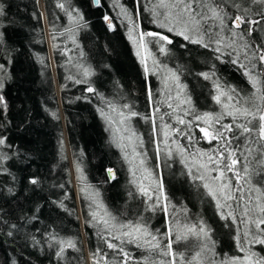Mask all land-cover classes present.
Here are the masks:
<instances>
[{
  "label": "trees",
  "instance_id": "1",
  "mask_svg": "<svg viewBox=\"0 0 264 264\" xmlns=\"http://www.w3.org/2000/svg\"><path fill=\"white\" fill-rule=\"evenodd\" d=\"M58 2L64 0H42V14L39 0H0L5 11L0 17L4 28L0 64L5 65L3 74L6 78L0 94L8 104L6 115L0 117L4 120L0 133L14 146L9 150L22 152V162L28 165V177H37L41 181L32 189L30 201L22 195L0 191V215L7 222L0 224V259L11 256L18 264H93L95 253L99 264H119L123 256L107 247V239L130 254L133 259L129 264H143L149 252L135 243H128L123 237L125 243L122 245L119 240L112 239V235H120V224H145L146 202L136 186L128 196L122 193L120 184L128 181L120 175L125 165L104 126L100 110L105 106L97 97L104 86L101 78L109 79L111 74L100 78L94 70L111 66L114 76L129 89H143L148 85L152 93V110L158 107L161 98L157 83L151 77H145L106 0H100L99 6H94L93 0H68L65 4L79 12L85 23H90L91 29L86 27L83 31H79L80 24L67 22V11L57 7ZM131 2L133 5L134 0ZM105 15L112 19V30L104 20ZM44 27L49 36L54 73L49 65ZM107 30L110 31L107 33ZM70 34L78 43L77 50L68 43ZM193 54L191 51L189 56ZM83 68L90 69L93 74L87 78L88 83H76L77 79H85ZM3 74L0 73V77ZM89 85L96 91L89 93ZM51 103L53 112L48 109ZM108 169L115 172L113 181L106 178ZM7 182V177L0 175V186L4 188ZM57 186L70 196L74 207L76 198L84 238L83 244L78 236L76 248L67 249L60 260L54 256L58 249L49 247L51 243L39 219L30 217L26 223H19L20 212L40 206L46 210L45 225L57 222L65 226L64 216L54 208L60 203ZM164 191L170 201L168 221L163 215L146 222L149 231L162 239L166 223L171 222L173 208L176 214H182L186 209L191 222L197 213V200L181 180L172 178L164 182ZM97 203H102L103 208H97ZM105 211L115 217L116 228L105 230L103 224L93 219L94 212L103 216ZM11 224H16L19 230H13L14 235L8 236ZM212 237L216 241V252L231 256L233 249L228 235L215 226ZM174 247L184 250L183 243ZM253 250L264 255V248L260 246ZM151 255L161 259L155 253Z\"/></svg>",
  "mask_w": 264,
  "mask_h": 264
},
{
  "label": "snow or ice",
  "instance_id": "2",
  "mask_svg": "<svg viewBox=\"0 0 264 264\" xmlns=\"http://www.w3.org/2000/svg\"><path fill=\"white\" fill-rule=\"evenodd\" d=\"M93 2L97 6L100 5V0H93ZM66 3L68 0L58 2L57 7L66 10L71 21L83 20L79 12H76L74 18L73 11L65 8ZM150 3L152 7L148 9V12L152 22L164 29V32L139 30L140 26L136 21H132V27L129 30V38L137 49L136 55L144 66L146 74L150 71L155 74L160 68L159 62L148 48L149 44L158 43L161 54L168 55L171 52L167 46L173 44V39L164 34L166 32L181 37L188 44L199 45L210 50L215 54L216 60L222 61L227 55L230 58L228 62L237 65L238 70L242 71L254 90L247 96H241L236 88L221 83L214 70L198 73L197 75L204 80L212 82L213 88L210 95L215 104L220 107L219 113H200L196 111L191 96L187 93L186 85L180 83L179 74L176 71L167 70V75L164 77L166 89L174 85L177 90L175 107L171 103L173 99L171 95L168 97V107L172 108L173 113H177L176 123L184 126L183 129L167 124L161 127L165 146L168 147L167 141L172 136L186 137L190 144L198 143L192 135L193 125L199 128L203 139L209 144L215 142L209 150L197 148L194 153L185 155L187 148L173 140L176 150L188 169L187 174L194 183L198 181V187L202 186L206 195L215 202L220 218L225 221L224 227L229 228L233 233L236 249L240 255L218 254L216 241L211 234L212 229L202 219L191 222L186 209L182 211V214H176L173 208L171 222L163 239L160 235L149 231L146 224L139 222L120 224L119 228L122 230L120 235L111 233L110 235L112 239L119 240L121 245L126 239L128 243H135L137 247H142L149 252L150 255L144 258L143 264H264V255L253 250L256 245L264 248V0H150ZM124 14L128 15L126 11ZM4 15V6L0 5V17ZM104 20L108 28L112 30V19L105 15ZM3 38L4 33L0 32V43L3 42ZM185 46L181 45V47ZM149 59L152 60L151 68L148 65ZM212 67L214 69L215 65ZM4 72L5 65L0 64V73ZM82 74L85 79H77L76 83H88L87 78L93 73L90 69L83 68ZM3 87V77H0V90ZM87 91L92 93L96 90L89 85ZM148 98L151 101L150 89ZM7 108V101L4 95L0 94V117L6 115ZM108 108L119 116L120 127L116 131L130 133L128 136H120L118 147L124 150L131 146V158L125 152V159L133 165L132 183L147 201H152L148 206L149 210L155 211L156 207H159L168 214L170 201L165 194L163 181H155V189H152L151 184L145 186L137 177L135 167L137 163L146 173L145 179L153 175L145 167L146 160L143 157L146 154L137 152V147H143L144 141L130 127V121L140 116V113L133 110L129 104L118 108L111 101L108 102ZM100 111L102 117L112 124L110 113L105 112L104 109ZM158 112L157 107L152 117H144L151 119L154 134L157 129L154 117ZM169 115L171 116L172 113ZM188 116L192 118L185 119ZM226 117L230 118L229 123H223ZM3 126L4 120L0 119V128ZM124 140L128 143L125 144ZM13 147L7 137L0 133V175H11L9 169L5 167V162L12 157L4 149ZM159 153L158 146V156ZM166 155L171 157V152L168 151ZM137 157H139L138 161ZM108 173L111 179H115L112 169H108ZM13 180H15L14 176ZM28 182L33 186H39L41 183L37 177L29 178ZM3 190V186H0V191ZM7 192L15 195L12 187H8ZM94 195L98 196V193ZM39 207L37 206L34 210L32 219L38 218L35 216V211H38ZM97 208H103V204L97 203ZM93 219L103 224L105 230L117 227L113 223L115 217H111L107 211L103 216L94 212ZM4 223L7 222L0 215V224ZM13 230H19L16 224L9 225L7 235L13 236ZM50 239L58 246V250L54 253L58 260L63 259L67 249L76 248L75 242L71 239L62 240L55 236ZM105 242L109 249L122 254L123 259L119 264H129V261L133 259L123 247L107 239ZM181 243L184 245L183 251L174 247ZM51 246L52 244L49 245ZM152 253L161 259L153 258ZM95 256L94 253L93 264H99Z\"/></svg>",
  "mask_w": 264,
  "mask_h": 264
},
{
  "label": "rangeland",
  "instance_id": "3",
  "mask_svg": "<svg viewBox=\"0 0 264 264\" xmlns=\"http://www.w3.org/2000/svg\"><path fill=\"white\" fill-rule=\"evenodd\" d=\"M109 4V7L112 13L115 16L116 21L118 22L119 26L122 28L123 32L125 33L130 46L134 52V55L138 59L141 64L140 59L136 55L137 49L133 44L132 40L129 38V30L132 27V21H136L139 24V30L142 31H155V32H164V29H161L156 26L155 23L152 22V17L148 12V9L152 7L150 0H134V4L132 5V0H106ZM134 6V7H133ZM39 7L40 11L43 14V3L42 0H39ZM65 8L68 11H73V17H76V12L74 11L73 7ZM127 12V16L124 14V11ZM78 11V8H77ZM80 14V13H79ZM81 15V14H80ZM82 16V15H81ZM83 17V16H82ZM131 18V19H130ZM71 25H78L83 24V27H79V31H83L84 28L90 27V23H85V19L80 20L78 22L71 21L70 19L67 21ZM89 22V21H88ZM3 27L0 24V32H3ZM45 29V37L48 46V57H49V65L51 67L52 73L53 70V62H52V55H51V48L49 47V36ZM91 29V28H89ZM88 29V30H89ZM110 30H107V33ZM4 33V32H3ZM73 33V32H72ZM75 33V32H74ZM168 35L170 38L173 39V44L168 45L167 47L171 49V52L168 55L161 54L159 52V44L158 43H151L148 45L149 50L151 51L152 55L156 57L157 61L160 64V68L153 74L151 71L146 74L144 71V66L141 64L142 69L144 71V75L146 78L151 77L157 83L156 88L159 91L160 95V103L158 104L159 112L155 114V122L157 125L156 132L154 134L152 121L151 119H145L144 117H152L154 110H152L151 101L148 98V90L149 86L146 85L143 89L134 88L129 89L127 88L122 81L117 77L114 76V71L111 66H104L101 69L95 68L94 73L101 78V75L107 76V73L111 74L109 79L101 78L102 82V91L98 94V99L100 98L101 103L105 106L103 109L105 112L110 113L113 123L109 124V122L102 117L104 126L107 130L111 143L114 147H116L122 156L124 162V169L120 172L121 178L128 179V181H124L121 185L122 193L125 196H128L133 190L135 185L132 183L133 176L131 172V168L133 165H130L128 161L125 159V152L131 158L132 149L131 146L127 147L126 149L122 150L118 147V143L120 142L119 138L121 135L128 136L130 133H125L123 131L117 132L116 129L120 127L118 121L119 116L116 112H112L110 108H108V102L111 101L112 103L116 104L117 107L122 106L124 104L131 105L132 109L140 113V116L133 118L130 121V127L134 130L139 136L142 137L144 143L143 147H137V152L146 154L143 158L146 160L147 169L152 172V177L145 179L146 173L143 172L142 169L139 168L138 163L135 165L137 168V177L143 181L145 186L151 184V188L155 189V181L162 180L164 182L169 181L172 178H176L181 180L192 192L193 196L197 200V213L194 215L193 223L197 220L202 219L206 225L212 229V235L214 232V227L217 226L223 232L228 235V239L230 245L233 249L232 255H240V253L236 249L235 240L233 239V233L230 232L229 228L224 227L225 221L222 220L218 214V211L215 206V202L211 200L205 193V190L202 186L198 187L199 182H193L192 178L187 174L188 169L185 167V163L182 160L179 152L176 150V144L173 143V140L178 141L180 145H183L187 148L188 153H194L197 148L202 150H209L213 147V144H209L205 139L202 137V133H200L199 128L193 125L192 128V135L198 141V143L190 144L188 139L183 136H172L171 139L167 141L168 147L165 146L164 143V136L161 132V127L163 125H171L174 128H184V126L179 125L175 121V116L177 113H173L172 108L168 107V97L171 95L173 99L171 103L175 107L177 101L175 100L176 96V88L174 85H171V81L169 84L171 85L170 89H166L164 83V77L167 75V70L176 71L180 76V83L186 85L187 93L191 96L193 101V105L197 112H213L219 113L220 107L215 104L212 100L210 92L213 88L212 82L208 80H204L201 76L197 75L201 72H209L215 71V75L221 83L226 84L230 87L236 88L241 96H247L251 94L254 90L248 79L243 75L241 70H238L237 65L229 63V57L225 55L223 60H216L215 54L208 49H204L199 45L188 44L187 42L183 41V39L179 36H174L172 33H164ZM69 45L77 50L78 43L75 40L72 34L68 37ZM181 45H186L185 47H181ZM191 51L194 52L193 56H189ZM188 53V54H187ZM148 65L151 68L152 60L149 59ZM213 65L215 68L213 69ZM106 71V72H105ZM3 74V73H2ZM3 80H6L5 74L2 75ZM58 102V101H57ZM59 104V102H58ZM58 110L60 116L62 114L60 105L58 106ZM51 112L54 111V106L48 108ZM169 113H172L170 116ZM62 117V116H61ZM161 117L163 119L161 120ZM192 117L188 116L185 119L190 120ZM230 118H225L223 123H229ZM124 143L127 144L128 141L124 140ZM159 146L160 153L159 156L157 155V147ZM4 151L8 152L9 155L12 157L10 160L5 162V167L9 169L11 175H2L7 177V184L4 187V190L7 192L8 187H12L14 189L15 195H22L28 201H30L31 197L33 196V188L34 186L31 185L28 177V165L27 163L22 162V152L19 150H9L4 149ZM170 151L171 157L167 156L166 153ZM19 153V155H17ZM191 159V157H189ZM139 157H137V161ZM14 164V165H13ZM71 171V169H70ZM195 171V169H193ZM13 176L15 180H13ZM127 177V178H126ZM106 178L109 181H113L114 179H109L108 176ZM116 178V176H115ZM123 179V180H124ZM122 180V181H123ZM58 187L59 201L58 207H54L57 209L63 216L66 221L65 226L61 223L53 222L46 224L44 223V218L46 215V210H42L39 208L38 211H35V216L38 217L42 223V226L46 230V237L49 239L50 243L54 247V249H58V246L55 245L50 237L55 236L58 239L62 240H73L76 242L80 236L82 243L84 244L83 238V225L81 221V215L79 212V207L75 200V207L73 206L72 202H70V196L63 191L61 186ZM8 193V192H7ZM11 194V193H9ZM155 192L153 193L155 197ZM145 209H144V218L145 224L152 222L163 215L167 216L159 207H156L155 211L149 210V205L152 201H147L145 197ZM62 204V206H60ZM36 207H31L30 211H22L20 212L19 223H26L30 217L33 216L34 210ZM169 212V211H168ZM168 221V219H167ZM18 223V224H19ZM166 223V222H165ZM146 224V225H147ZM169 223H166L165 232ZM23 234V233H22ZM260 245H256L258 247ZM261 247V246H260ZM0 264H18L14 258L11 256H5L0 259Z\"/></svg>",
  "mask_w": 264,
  "mask_h": 264
},
{
  "label": "water",
  "instance_id": "4",
  "mask_svg": "<svg viewBox=\"0 0 264 264\" xmlns=\"http://www.w3.org/2000/svg\"><path fill=\"white\" fill-rule=\"evenodd\" d=\"M93 4H94V6H97L94 2H93ZM89 93H90V92H89ZM113 172H114V170H113ZM114 173H115V172H114ZM107 176H108L109 179H111L110 176H109L108 171H107Z\"/></svg>",
  "mask_w": 264,
  "mask_h": 264
}]
</instances>
